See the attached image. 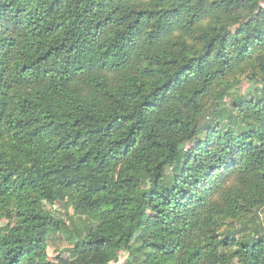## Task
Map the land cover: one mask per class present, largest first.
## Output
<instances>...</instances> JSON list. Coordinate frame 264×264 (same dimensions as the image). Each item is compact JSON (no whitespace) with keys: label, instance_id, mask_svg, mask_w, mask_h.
I'll return each instance as SVG.
<instances>
[{"label":"trees","instance_id":"obj_1","mask_svg":"<svg viewBox=\"0 0 264 264\" xmlns=\"http://www.w3.org/2000/svg\"><path fill=\"white\" fill-rule=\"evenodd\" d=\"M263 215L264 0H0V264H264Z\"/></svg>","mask_w":264,"mask_h":264},{"label":"rangeland","instance_id":"obj_2","mask_svg":"<svg viewBox=\"0 0 264 264\" xmlns=\"http://www.w3.org/2000/svg\"><path fill=\"white\" fill-rule=\"evenodd\" d=\"M53 210H57L56 208H53ZM264 218V215H263ZM2 224V223H1ZM67 247L65 246L64 243L60 240H54L52 242L48 243L47 247V255L50 260H53L60 252H63ZM66 253H64V257H66ZM118 264L124 263L126 261V254H121L119 256Z\"/></svg>","mask_w":264,"mask_h":264}]
</instances>
